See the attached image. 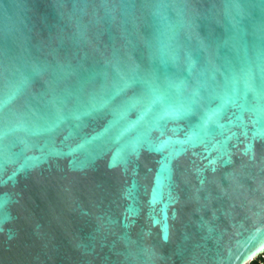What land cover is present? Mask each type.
Segmentation results:
<instances>
[{
  "label": "water",
  "instance_id": "95a60500",
  "mask_svg": "<svg viewBox=\"0 0 264 264\" xmlns=\"http://www.w3.org/2000/svg\"><path fill=\"white\" fill-rule=\"evenodd\" d=\"M21 9L34 59L70 63L72 81L99 70L93 47L55 27L52 0H13ZM201 33L225 37L215 25ZM93 44L111 47V34ZM0 49L17 51L3 39ZM219 54L236 63L229 48ZM43 89L35 78L37 97ZM28 102L38 126L8 137L0 156V264H242L264 250V113L250 94L151 131L135 113L123 127L60 122L41 98Z\"/></svg>",
  "mask_w": 264,
  "mask_h": 264
},
{
  "label": "clouds",
  "instance_id": "9594fccd",
  "mask_svg": "<svg viewBox=\"0 0 264 264\" xmlns=\"http://www.w3.org/2000/svg\"><path fill=\"white\" fill-rule=\"evenodd\" d=\"M58 23L78 46L99 53L101 67L87 80L72 81L70 63L33 58L25 15L12 11L13 0H0V39L11 40L17 51L0 49V156L7 138L24 137L40 118L29 97L41 98L60 122L127 126L135 113L146 131L207 111L209 103L225 96L251 95L252 109L264 113V0H52ZM19 7V6H17ZM259 18L253 17V12ZM215 25L225 37L209 43L202 26ZM142 29H147L145 34ZM111 34V47L96 48ZM229 48L236 63L222 59ZM142 49V60L136 52ZM201 54L197 59L196 52ZM35 78L44 82L39 97Z\"/></svg>",
  "mask_w": 264,
  "mask_h": 264
},
{
  "label": "built area",
  "instance_id": "2783aa9c",
  "mask_svg": "<svg viewBox=\"0 0 264 264\" xmlns=\"http://www.w3.org/2000/svg\"><path fill=\"white\" fill-rule=\"evenodd\" d=\"M242 264H264V250L250 257Z\"/></svg>",
  "mask_w": 264,
  "mask_h": 264
},
{
  "label": "snow or ice",
  "instance_id": "6c2138e0",
  "mask_svg": "<svg viewBox=\"0 0 264 264\" xmlns=\"http://www.w3.org/2000/svg\"><path fill=\"white\" fill-rule=\"evenodd\" d=\"M77 150H82V146H80ZM116 162V161H115Z\"/></svg>",
  "mask_w": 264,
  "mask_h": 264
}]
</instances>
